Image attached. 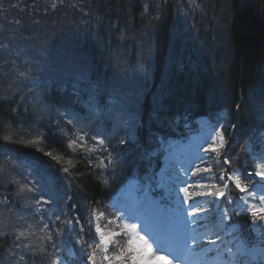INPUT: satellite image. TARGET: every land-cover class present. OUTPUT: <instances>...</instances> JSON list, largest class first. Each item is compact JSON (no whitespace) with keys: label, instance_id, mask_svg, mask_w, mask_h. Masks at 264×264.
Segmentation results:
<instances>
[{"label":"snow or ice","instance_id":"6c2138e0","mask_svg":"<svg viewBox=\"0 0 264 264\" xmlns=\"http://www.w3.org/2000/svg\"><path fill=\"white\" fill-rule=\"evenodd\" d=\"M167 3L168 0H162L156 8L162 10ZM177 5L184 6L182 0H177ZM186 6L192 11L204 12L201 0H187ZM144 7L147 12L148 5ZM235 107L239 110L242 106L237 104ZM98 110L100 104L97 98L89 96L87 117L74 112L65 113L63 118L70 128L61 126L57 121L56 130L50 135L39 132L20 140L4 135L2 140L5 145L35 148L61 165L60 170L66 174L69 188L74 179L71 171L73 160H66L69 152L73 156L86 152L89 163H95L97 168L104 171L111 168L114 176L120 166V156L119 153L113 154L116 150L109 130L94 128L91 124V117ZM126 123L131 131L134 121L130 116ZM217 123L220 130H213L214 135L209 136L211 144L204 151L217 156L223 151L222 163L231 168L238 156H230V141L225 135L224 125L219 120ZM260 139L264 144V133H261ZM125 142L124 139L119 141L120 144ZM45 143L52 145L53 150L45 151L41 147ZM57 146L59 151L56 150ZM242 151L251 156L254 165L252 172L242 176L222 169L218 177L222 184H199L201 190L190 191L187 180L179 175L172 180L165 170L146 171L136 182L142 185L136 188V192L142 195H133L132 204L116 207V214L110 218L105 211L92 207L87 200L83 204L70 203L61 207L59 201L67 194L59 199L52 196L45 174L35 164H27L32 180L28 179V175H23L22 180L8 179L6 183L17 185V197H27L26 207L31 222L21 217L23 224L14 228L13 232H0V237L14 235V245L30 252L29 258L32 260L39 257L41 264H264V149L255 153L244 147ZM94 156L95 161L92 159ZM182 171L187 175L186 170ZM210 171L208 167L197 166L192 175ZM257 176L260 177L259 182L254 181ZM103 183L108 185L109 181L105 179ZM230 183L242 193L235 201ZM179 193H183L182 199ZM45 196L48 198L45 199ZM174 196L179 206L173 209L170 202ZM197 197L211 199L201 201ZM0 203H9L7 194ZM204 204L210 207L206 208ZM248 218L251 224L242 228V222L246 223ZM101 219L107 220L104 227L99 223ZM109 225L113 227L108 228ZM93 226L95 236L92 235ZM65 231L75 232L81 237L78 256L61 240ZM37 233H40L38 237ZM252 233H255V237H252ZM33 237L39 239V245L35 244ZM209 252L216 253L210 261L206 259ZM17 264H26L24 255H20Z\"/></svg>","mask_w":264,"mask_h":264},{"label":"trees","instance_id":"16d2710c","mask_svg":"<svg viewBox=\"0 0 264 264\" xmlns=\"http://www.w3.org/2000/svg\"><path fill=\"white\" fill-rule=\"evenodd\" d=\"M7 1L9 0H0V12H2L3 9L7 10ZM13 1L14 3H21L23 0ZM40 1L46 2V6H50L52 2V0H30L29 4L34 5ZM207 1L214 2V0ZM217 1L222 3L220 7H203V13L201 11L196 10V12L188 9L186 6L187 2H182L184 6H178L177 2L174 1L171 8L174 9L173 14H175L176 10L187 13L186 15L188 16V18L185 19V29L183 28L182 30L184 41L179 42L178 37L172 35L165 27H162L160 33L155 31V22L157 21L155 17L161 13V9H157L156 5L158 3H162V0H153L154 4H151L149 0H142V2L139 3L136 2L134 6L136 9L130 8L129 5L120 3L118 6L115 5L110 9L108 6L106 11L103 12L98 8V4H93V0H88V3L86 2L88 5L86 12L89 15L85 14L86 17L89 18L90 16H98L102 18V16H104L109 23L113 22L116 25L113 28L111 25L98 24L96 20L98 18L90 19L87 21V24H85V27H81L83 28L81 33H76L75 35L72 33V36H68L69 42L63 44L62 49L65 50L73 46L76 53L82 54V57L90 62V64H83L82 62V66L84 65L87 77L90 78L97 86L107 88L110 85V79H112L110 76L113 73L112 58L113 53L115 52L113 50L119 48L117 43L118 39H120L122 35L125 37L126 34H128L127 31L130 29L132 35L135 36L141 25L150 23L148 34L155 39V43L151 46V80L148 85V89L151 90L152 93L151 96L146 93L141 102L137 103L135 107L137 112L139 110L140 117L143 119L146 115V106L149 105L148 101L153 99L155 91L159 92L161 89L160 82L156 79V77L159 76L160 67L164 69L165 76L169 77L173 73H171L170 69L164 64H170L175 60H178L179 55H185L184 53H187L186 51H189L193 55H198L201 50L210 51L212 44L220 45V50L227 51L228 56H216L217 60L214 61L212 72L200 75L195 84H193L195 81L190 77L183 79V84L181 83L180 85L168 84L171 89H175L174 95L179 98L176 99L177 106L169 111L173 112V110H178V112H189L191 105L186 102L188 99L194 101L192 107H195V113L198 114H204L208 110H218V106L228 103L230 104V108L235 110L233 112V118L237 121V126L233 128V133L236 135L235 138L237 139L241 136V134H244L247 129L249 130L256 125L258 112L261 108H264V0ZM147 3H150L149 7L154 6V10L152 8H148L147 12H145L144 6ZM102 5L105 7L107 4ZM22 6H24V4L19 7ZM29 8L31 9L36 7L29 6ZM133 11L136 12V16H134ZM142 13L144 14L142 15ZM170 14L172 15V12H170ZM197 17L203 20V22H196L194 18ZM140 22L144 23L140 25ZM191 24L193 25L191 26ZM128 26L130 29H128ZM208 27H211V30L215 31L214 35L212 33V36L209 37L215 36L220 40V43L213 42L212 44H209L208 39H203L207 36L205 29ZM120 29L121 33H118ZM28 31L30 32V30ZM21 37L30 42L29 38H27L24 33ZM43 37L44 42H50L54 39L53 36H51V39H48L46 36ZM170 41L171 44H168ZM103 44L107 47L104 48ZM192 48H194L195 51H190ZM129 49L130 51L135 52L132 48ZM52 56L53 54L50 53V55L43 57V61L46 65L55 60ZM75 58L77 59L76 56ZM135 64L136 62L134 63V66ZM129 65L132 67V64ZM99 66L103 68L107 67L109 69V74L106 77L96 76V72H98L97 68ZM183 86L185 87L184 90H182ZM247 88H250V90H247ZM245 89L247 91H244ZM181 91H185V94L181 95ZM239 91L242 95L241 100L237 99V93ZM42 92L43 91H41V94ZM67 93L71 95L70 91H67ZM40 99H42L41 104L45 114H35L33 117L27 116L23 118V113H21V110L19 109V97L16 96L14 92H6L5 90L0 94V141H3L2 137L4 135H11L14 140L28 139L31 136H34V134L36 135L41 132L35 129L38 124H50L49 121L46 120L47 114L59 115V110H61L63 106H58L54 101H48V99H45L44 96ZM237 104L242 106L239 110L235 107ZM15 105L17 106V109ZM67 108L69 109V112L78 113L77 115L85 117L88 115H85V112L79 113L78 107ZM248 117H250V120L247 119ZM59 118L63 119L60 116ZM2 119H5L6 123L2 124ZM98 120L99 119L91 117V124L95 126ZM168 122L169 121L165 122L161 126L167 125ZM99 127L107 128L109 132L116 133L118 139L121 138V135L130 133L129 128L125 127H122L121 130H113L112 120L103 122L102 126L100 125ZM157 129H159V127ZM142 132L143 139L146 142L147 136L151 131L147 127L142 128L139 125L136 133ZM18 146H20V148H18L20 152L38 154L39 159H33L35 162L40 161L42 163L41 160H43L44 163L42 164L44 165L48 164V162L55 164L54 166L58 167L59 171H55L50 165L49 166L55 172H58L55 176L59 177L62 182L64 181L66 183V186H63L61 181L56 179V184L54 185L55 190L59 193H66L67 197H72L73 192L71 188L68 187V180L65 178L66 174L60 170L61 165L51 160V158L44 156L43 153L37 151L35 148L23 147L21 145ZM41 147H43L45 151L53 148L52 145L47 143L42 144ZM115 148L120 149V147ZM58 149L59 147L57 146L56 150ZM6 150L8 152L9 150L14 151L13 154L9 152L14 159L18 157V154H21L13 148H6ZM84 156L85 155L82 153L73 156L71 152H69L66 156V160H73L74 167L71 168V171L76 177L75 180L73 179V184L75 185L76 190H78L79 187L77 186L79 185L83 188L82 193L87 194L92 198L90 201L96 200L97 202L105 197L106 189H100L97 183L98 181L100 182V179L96 176V172L93 171L92 167L91 170L87 168L86 162H84L82 160L83 158H81ZM81 173H83V175H80ZM12 178H15L13 174L6 176L1 175L0 173L1 182ZM69 179L72 178L70 177ZM3 184L4 183H0V197L4 196L2 192H5L10 199V196L16 193L17 185L6 183L4 186ZM92 203L94 204L95 202L92 201ZM5 245L6 240L5 242L0 241L1 262L5 260Z\"/></svg>","mask_w":264,"mask_h":264},{"label":"bare ground","instance_id":"6f19581e","mask_svg":"<svg viewBox=\"0 0 264 264\" xmlns=\"http://www.w3.org/2000/svg\"><path fill=\"white\" fill-rule=\"evenodd\" d=\"M213 1V0H211ZM2 2V1H1ZM136 2H142V0H93V4H98V8L100 9V11H106L105 7L102 4H108L109 3V9L112 7H114L115 5H119L120 3L124 4V5H129L130 8H135V4ZM202 2V6L203 7H215L218 8L222 5V3L220 1L214 0V2H210L207 0H201ZM172 4H174L173 0H168L167 5L163 6V9L161 10V13L158 15L160 18L157 19V21L155 22V31H158V33L161 32L162 27H165L172 35H175L176 37H178L179 42H183L184 38H183V34H182V25L185 26L186 22L185 19L188 18V16L186 15L187 13L184 12H179L175 10V14H173L174 9L172 8ZM82 5L84 6V10H81L80 12L87 14L86 12V8H88V5L86 2L82 1ZM26 6H32L30 4H27ZM140 6V5H139ZM167 6V8H166ZM154 6H152L151 8L153 9ZM71 8L75 9L74 6H71ZM62 11L66 10V8H61ZM136 9V8H135ZM154 10V9H153ZM31 13L38 16V17H42L41 20L45 21L47 24L49 20H47L48 18L50 20L55 19L56 17H60L61 15H57V14H53L54 13V9H45L43 10V8H31L30 9ZM67 11V10H66ZM172 12V15L170 14V12ZM199 11V10H197ZM196 11V12H197ZM68 12V11H67ZM195 12V13H196ZM134 16H136V12L133 11ZM48 15V16H46ZM57 15V16H56ZM68 20L70 22H75L76 19V23L72 25L75 34L76 33H81L82 29H80L79 27H85V23L82 19L80 18H76L77 15H72L70 12H68ZM44 16V17H43ZM21 17V14H18V18ZM108 17V16H107ZM102 18H104V16H102ZM109 18V17H108ZM194 20L196 22H200L203 20H201L200 18H194ZM32 20H28V23H25V28H28V30H30V32L26 29H22V32L25 34V36L27 38H29L30 42H26L24 44H18L15 40H14V35L12 34V32L9 30V26L11 24H5L4 21L0 18V68L2 69L4 64H5V58H4V45L8 44L12 47H14L17 51L18 54L22 55L23 59L21 61H19V67H16L12 70L10 77H16L19 79L20 83L19 85L17 84H11L10 81H5L3 78L1 77H6L5 73L1 70L0 71V83L1 84H6V83H10V85L12 87H14L15 92L17 94H20L19 96V109L21 110V113L23 118L27 117V116H34L36 115H40V114H44L42 108L39 107V109L33 110L35 109V106L31 104H33L32 102H30V99L32 98H39L40 96L37 95H30V94H21V90L17 89L16 87L21 86L24 89H29V90H34L35 88L41 90V91H49L47 93V99L48 101H54L56 102V104L58 106H66V107H73V108H77L79 109V112H85V115H87V101H85L83 98L85 96H87L89 94V92L91 90H93L95 88L94 84L92 83H86L87 79L85 77V71H81V72H76L73 73L71 70H69L66 66L61 65V64H55L48 70V71H44L42 70V60L44 56H47L50 54L49 49L46 47V45H50V48L52 49L53 52V56H56L58 58H60L61 60L64 58H67L68 56L71 55H75L77 57L76 60L81 61L85 64H90V62L88 60H85L82 57V54L80 53H70V52H66V51H61V56L58 52V48L54 43H48L47 41L44 42L43 41V36L46 37H59V33L56 29L51 28L49 30V34H44L42 32H39V29L42 26H39V21H35L32 22L31 24H29V22H31ZM41 21V22H42ZM65 23V22H64ZM63 23V24H64ZM144 23V22H140V25ZM76 25V26H75ZM144 25V24H143ZM141 25V26H143ZM193 24H191L192 26ZM46 26H52V25H46ZM140 26V27H141ZM152 26V27H154ZM70 28V26H69ZM204 29V28H202ZM86 30V29H85ZM84 30V31H85ZM207 36H205L203 39H208L209 40V44H212L213 42H218L220 43V40L218 38H216L215 36L213 37H209L212 36V33L214 35L213 30H211V27L205 29ZM73 33V32H71ZM39 34L40 37H39ZM74 34V33H73ZM74 34V35H75ZM168 44H171V41L168 42ZM204 46V44H203ZM202 46V47H203ZM220 45L217 44H212L210 51L209 50H204V51H200V53L198 55H193L192 53H190L189 51H186L187 53H184L185 55H179V59L175 60L174 62L170 63V64H164L166 67H168L171 71V73H173L172 75H170L169 77L165 76V72L164 69L160 67V73L158 74L159 76L156 77V79L160 82V87L161 89L159 90V92L155 91L154 95H153V99L151 101H148V106H146V115L144 116V118L142 119L140 117V115L138 116V120L140 122V127L145 128L147 127L150 131H153L155 129H157L158 127H160L161 125H163L165 122L169 121L174 114H176L178 112V110H173V112H170L169 110L174 109L177 105L176 99L178 96L174 95V88H170V86L168 84H177L180 85L181 83L183 84V79H185L186 77H190L192 78L195 82H193V84L196 83V81H198V78L200 75L205 74L207 72H212L213 71V67H214V61L217 60L216 56H220L223 57V55H227L228 56V52L227 51H222L219 48ZM103 47L106 48L107 46L103 44ZM190 51H195L194 48H192ZM138 54L130 51L128 52L126 55L123 56V58L129 63L132 64V67L135 68L134 63L137 62V60H140V57L137 56ZM35 60V62L37 63L36 65L33 64V62L31 63V60ZM113 59V64H117V65H128L124 60H122L121 58L115 56ZM164 60V59H163ZM84 67V65H83ZM24 68L25 72L23 73L21 71V69ZM82 69V68H80ZM151 69V65L149 67L148 70ZM96 72V76L98 77H106L109 74V69L107 67L103 68L101 66H99L97 68ZM49 77H61V79H54L53 81H50L48 78ZM71 77V78H70ZM111 77V76H110ZM117 77V76H116ZM129 77V76H126ZM135 77H139L138 74H136ZM53 89H62V90H66V91H70L71 95L68 93H63L60 92L58 90H53ZM75 89V92H74ZM185 87H182V90H184ZM247 90H250V88H247ZM246 89L244 91H247ZM173 91V92H171ZM152 91L148 90L147 94L149 96H151ZM185 94V91H181V95ZM110 96V100L108 101V103H106V105H109L111 103H114V95L109 94ZM131 99H134L133 96H130ZM241 92L239 91L237 93V99L241 100ZM97 98V97H96ZM186 99V98H184ZM175 101V104H174ZM26 102H29V106H31V108H28V105ZM97 102L100 104V110H98L97 112H102V114L106 115L108 114V108L107 106L101 102L98 98H97ZM133 103L134 100H132ZM188 102L191 105L189 114L191 116H193L195 114V107H192V105L194 104V101L191 99H188ZM174 104V105H173ZM16 106V105H15ZM218 108L222 111V113H226L228 116V119L226 120L225 124H228L230 127H232V125H235V127L237 126V121L233 118L234 116V111L232 110V108H230V104L228 103H224V105H220L218 106ZM17 109V106H16ZM25 109H27V111H25ZM33 110V111H32ZM253 113V112H252ZM233 118V119H232ZM248 120H250V117L247 118ZM46 120L49 121V125L46 124H38L35 129L39 130L41 132H45V133H49L51 134V132L56 130V126H57V121L60 122L61 126H65L70 128L71 126H67L65 125L61 119L56 115V114H47L46 115ZM2 124L6 123L5 119L1 120ZM239 124V123H238ZM93 126V125H92ZM25 127V126H24ZM94 127V126H93ZM232 127V128H235ZM95 128V127H94ZM143 131V129H142ZM162 131L167 134L170 135V132L166 129H162ZM33 134V133H32ZM143 134V132H142ZM35 135V134H34ZM116 133H111L110 132V136L113 140V146L114 147H120V149L115 148V152L114 155H116V153H119L120 156V166L118 167V169H120L119 171H123L122 174H119L116 171V175H117V179L118 180H123L126 177H128L133 170L135 169L136 165L141 163L146 154L147 151H145V149L141 146L140 143H138V141H136V143L134 145L129 144L127 142H125L124 144H120L119 141L120 139L117 138ZM136 138L140 139V134L137 133ZM247 140V138H245ZM6 148H13L15 150H17L18 152L20 148V146L16 145V144H9V145H5V143L3 141H0V159L4 160L6 162L9 163L10 166L14 167H19L22 169H27V167L21 166L18 163H16L15 161L20 160L23 156L27 157V158H31V159H39L38 154H33V153H26V152H20L21 154H18V157H16L14 159V157H12L11 154H9V152H11L13 154V150H9V152L6 150ZM53 150V148L51 149ZM125 154V155H123ZM131 152H134L135 154L132 155ZM5 153V154H4ZM86 153V152H85ZM43 156V155H42ZM45 156V155H44ZM43 156V157H44ZM85 157V156H84ZM81 157L83 158L82 160L84 162H86L87 168H89L91 170V167L93 169L94 172H96V176L100 179V175H99V171L96 168V166L94 165V163H89V160L87 157ZM128 160H126V159ZM42 163H44L43 160H41ZM40 161L36 162L35 165L39 168L42 167V172L45 174V180L47 182H51L52 183V177L53 175H57L58 172L55 171H59L58 167L54 166L55 164H51L50 162H48V164L44 165L42 164ZM5 165L4 162L0 161V166ZM55 170H53L50 166ZM0 173H2V171L0 170ZM100 174L102 175L103 179H100V182L98 181V186L100 187V189L102 190V188H104V183L103 181L105 179H107L109 181V179L112 177L111 174L112 172H106V171H100ZM32 177V176H29ZM74 180L76 179L75 175H73ZM15 180H18L17 178H12ZM73 180V181H74ZM103 184H102V183ZM73 195H72V199L70 201H72V203H80L83 204L85 202V200H87V202L91 205H93V202H96V200H92L90 201L92 198L89 197V195L82 193L83 188L79 187L78 190H76L75 185L72 183V186L70 187ZM76 191V192H75ZM95 204V203H94Z\"/></svg>","mask_w":264,"mask_h":264},{"label":"rangeland","instance_id":"374dc122","mask_svg":"<svg viewBox=\"0 0 264 264\" xmlns=\"http://www.w3.org/2000/svg\"><path fill=\"white\" fill-rule=\"evenodd\" d=\"M10 1H12V0H9L8 2H10ZM173 1H176L177 2V0H173ZM86 2L88 3V0H86ZM182 2H187V0H182ZM9 5H11V6H14V4L13 3H8ZM46 2H44V1H40L39 3H35L34 5H32L33 7H36V8H43V10H44V8L45 9H47V8H50V6H46ZM57 4V2L55 1L51 6H55ZM80 4H82V3H80ZM72 6H74L75 7V9H73V8H69V9H67V11L68 12H70L72 15H77V17L76 18H80V19H82L84 22H86V21H88V20H90V19H93V18H98V24H104V25H111V26H113V28H114V26L116 25L115 23H113V22H111V23H109V21H107V19L106 18H101V17H95V16H90L89 18L87 17V18H83V12H80L81 11V9L77 6V3H74ZM108 4L105 6V9L106 8H108ZM61 8H65V5H63V6H60ZM66 10H59V11H57V12H55V13H53V14H57V15H61L62 14V16H60V17H56L55 19H53V20H50L49 18L47 19V20H49L48 21V23L49 24H47L45 21H42L41 20V18L42 17H38V16H36V15H34V14H32L31 13V11H30V9H25V10H20V11H17V10H10V12L12 13L11 14V19L12 18H18V14H21V17H19L18 19V21L19 22H23L24 24L27 22L28 23V20H32L31 22H29V24L30 23H32V22H35V21H39V26H42L41 27V32L42 33H44V34H48V35H50L49 34V30L51 29V28H54V29H59V30H61L60 32H62V34H63V36H66V37H68V36H72V33L71 32H73L74 34H75V31H74V29L73 28H75V27H72V25H74V24H77L76 23V19H75V22H70L67 18H68V12H67ZM60 12V13H59ZM7 14H8V12H7ZM56 15V16H57ZM42 21V22H41ZM65 22V23H64ZM64 23V24H63ZM46 25H52V26H46ZM69 26H70V28H69ZM76 26V25H75ZM149 27H150V23H148V24H144L143 26H141L140 28H138V30H137V33H136V35L135 36H133L132 35V32H131V29L129 28V26H128V29H130V30H128L127 32H128V34H126V36L124 37L123 35H122V37L120 38V39H118V37H117V39H118V49H116V50H113V51H115L114 53H113V58L115 57V56H117V57H119V58H121L122 60H124L127 64H128V62L123 58V56L124 55H126L128 52H130V49L129 48H132L134 51H135V53H137L138 55V57H140V60L138 61L137 60V62H136V66H135V68L134 69H129V71L130 72H127L126 70H125V68H119V70L120 71H122L123 73H128V74H124L123 76L124 77H126V76H129V77H126L127 78V80L129 79V82H130V88H132L133 90H135L136 91V88H138V87H142V77H143V75H144V73L145 72H147V71H150V70H148L149 69V66L151 65V57H152V48H151V46H153V44H154V42L152 41L153 40V38L154 37H152V36H150V35H148V32H149ZM80 29H83V28H81V27H79ZM182 28H184L185 29V26H183L182 25ZM76 29V28H75ZM118 33H121V29L118 31ZM124 33H126V32H124ZM49 39L51 38V37H48ZM72 49H73V46H72ZM117 65V64H116ZM122 66V65H121ZM126 66H128V65H125V67ZM113 68H115V65L113 66ZM129 68V67H128ZM113 73H115V70H113ZM136 74H138V76L139 77H135L136 76ZM146 74V73H145ZM17 80H18V78H15L12 82H10L11 84H14V83H16L17 82ZM7 85H9V84H7ZM140 85V86H139ZM0 88H1V86H0ZM132 89H131V91H130V93L131 94H134V92L132 91ZM141 89V88H140ZM6 92H14L15 93V89H14V87H12V86H10V87H6L5 86V89H4ZM1 93H3V90H1L0 91V94ZM32 103H34L35 105H40V101L37 99V98H33L32 99V101H31ZM215 131H219L218 129H216ZM212 135H214V131H212ZM211 144V140H210V142H209V145ZM208 145V146H209ZM60 149H58L57 151H59ZM48 151H49V149H48ZM33 159H31V158H27V157H25V158H21L20 160H18V161H15V162H17L19 165H21V166H24V167H27V164H31V161H32ZM0 161H2V162H4L5 163V165H3V166H0V170L2 171V173L3 174H6V175H9V173L10 172H12V173H14V168L12 167V166H10L9 165V163L8 162H6V161H4V160H1L0 159ZM174 163V162H173ZM175 164V163H174ZM174 164L173 165H170L169 166V168H170V174H171V177H173V179L177 176V175H179L181 178H183V179H186L187 181H188V179L183 175V174H181V171H182V167L181 166H179L180 167V170H179V174H178V172L176 171V168L177 167H174ZM176 165V164H175ZM189 165V164H188ZM192 165V167H193V164H191ZM190 168L191 167H189L188 169L190 170ZM179 169V168H178ZM191 170H192V168H191ZM188 171V170H187ZM22 172V175L20 176V180H22V177H23V175H26V173L24 172V171H21ZM191 171H189V173H190ZM211 177H213V176H211ZM259 179H260V177H258ZM30 180V179H29ZM137 186H140V185H137ZM136 186V187H137ZM32 194H28V196H31ZM133 195H134V193H132V192H130L129 194H124V198H122L121 199V196H120V198H117L116 199V201H118L117 203H114V204H112L113 206H114V209L116 208V207H123V206H125V205H128V204H132V203H134V201H133V199H132V197H133ZM179 196L181 197V199H182V197H183V193H179ZM24 201H25V205L27 204V197H25V199H24ZM171 203V207L174 209V208H176V207H178L179 205L176 203V201H175V196L173 197V199H172V201L170 202ZM185 207H187V205H185ZM100 208V210L101 211H106L105 213H106V216L107 217H111V216H113L109 211H107L106 210V207H99ZM1 212V211H0ZM23 215H25V212H23ZM16 218L18 217V215L17 214H15L14 215ZM21 218V217H20ZM20 218H17L16 220H15V222L14 221H11V220H8V221H5L4 222V224H3V227L6 229V230H14V228H16V227H18L20 224H23L24 223V221H22ZM1 221V220H0ZM30 222V221H29ZM99 223L101 224V227H104L105 226V224L107 223V220L106 219H101L100 221H99ZM113 227V225H109L108 226V228H112ZM40 235V233H37V237ZM37 237H33L32 239H33V241L35 242V244H37L36 242L37 241H39V239L37 238ZM36 238V239H35ZM122 243V242H121ZM38 244H40V241L38 242ZM37 244V245H38Z\"/></svg>","mask_w":264,"mask_h":264}]
</instances>
